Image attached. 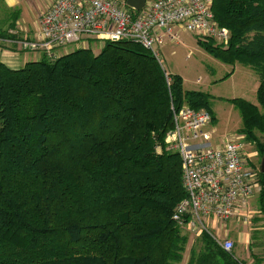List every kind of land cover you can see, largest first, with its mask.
I'll return each instance as SVG.
<instances>
[{
  "label": "trees",
  "instance_id": "obj_1",
  "mask_svg": "<svg viewBox=\"0 0 264 264\" xmlns=\"http://www.w3.org/2000/svg\"><path fill=\"white\" fill-rule=\"evenodd\" d=\"M211 10L229 42L196 43L221 63L258 75L257 104L228 101L241 118L237 134L262 161L264 0H213ZM94 52L43 53L16 70L0 64V264L183 261L191 232L171 218L185 192L166 135L172 108L205 110L212 123V98L185 90L179 75L133 41H105ZM259 184L264 215L260 168ZM192 234L203 249L187 264H242L208 233Z\"/></svg>",
  "mask_w": 264,
  "mask_h": 264
},
{
  "label": "built area",
  "instance_id": "obj_2",
  "mask_svg": "<svg viewBox=\"0 0 264 264\" xmlns=\"http://www.w3.org/2000/svg\"><path fill=\"white\" fill-rule=\"evenodd\" d=\"M213 0H146L136 12L125 0H54L39 17L34 40H21L20 49L48 57L68 45L88 47L87 42L130 40L149 51L160 64V48L176 43L181 32L209 37L224 46L229 32L219 27L212 13ZM82 44L79 45V44ZM173 128L166 135L168 149L178 153L185 197L176 205L172 220L191 233H208L224 250L232 241L208 230V222L224 226L229 220L249 221V200L259 187L256 152L248 150L242 136L212 144L206 128L211 117L205 110L172 108ZM247 143V144H246ZM251 145V144H250ZM249 209V211H248ZM226 233V229H222Z\"/></svg>",
  "mask_w": 264,
  "mask_h": 264
},
{
  "label": "rangeland",
  "instance_id": "obj_3",
  "mask_svg": "<svg viewBox=\"0 0 264 264\" xmlns=\"http://www.w3.org/2000/svg\"><path fill=\"white\" fill-rule=\"evenodd\" d=\"M90 47L94 53L100 49V43L89 42ZM79 45L82 46L80 43ZM76 48L74 44L68 45L63 49L57 51V55L66 54ZM44 57L40 54L39 60ZM160 66L167 71V73L177 74L184 79V86L187 89L201 91L211 96V111L214 120L208 125L206 131L211 136V143H221L230 137L242 136L237 134L238 129L241 127V118L234 105L228 101L234 98H241L253 104L256 102V90L259 83V77L250 69L241 65L235 67L226 65L208 55L196 43V34L194 33H181L179 40L176 43H166L160 48ZM232 74L225 80H221L226 74ZM182 79V81H183ZM245 143V136L241 139ZM247 144V143H246ZM248 150L253 152V145L247 144ZM255 152V151H254ZM256 166L260 168V159L256 156L252 158ZM261 187L255 188L254 195L249 200V209L251 217L250 226L244 231L253 240V229L262 214L259 216L254 212L259 211L258 195ZM248 209V211H249ZM185 231H188L184 228ZM231 240V239H230ZM233 248L235 242L232 239ZM253 242V241H252ZM253 244V243H251ZM246 257L253 259V246L246 252ZM242 264H248L247 259H239Z\"/></svg>",
  "mask_w": 264,
  "mask_h": 264
},
{
  "label": "crops",
  "instance_id": "obj_4",
  "mask_svg": "<svg viewBox=\"0 0 264 264\" xmlns=\"http://www.w3.org/2000/svg\"><path fill=\"white\" fill-rule=\"evenodd\" d=\"M53 1L0 0V64H3L9 69L16 70L28 62L39 60L40 54L43 55V53L22 50L20 49L19 42L21 40H34L35 32L39 26V17L48 10ZM10 24H13V28H10ZM4 31L5 33H1ZM183 88L185 90H193L187 89L184 86V79ZM254 214L259 216L260 211H256ZM260 219L254 224L253 229H249L253 231V240L251 239L252 235L249 237L246 231H244L250 226V221L244 223L242 219L239 222L236 219H232L224 223L223 226L219 222L210 220L207 226L211 234L219 238H222L225 234L229 239L234 240L235 248L232 252L236 260L239 261L241 258L247 259L248 264H264L263 214ZM223 227L226 229V233L222 231ZM187 235L188 242L183 254V261L180 264H187L194 250L198 253L203 249L200 235H194L192 233H187ZM251 245L253 246V259L249 256L246 257V252L250 250Z\"/></svg>",
  "mask_w": 264,
  "mask_h": 264
},
{
  "label": "water",
  "instance_id": "obj_5",
  "mask_svg": "<svg viewBox=\"0 0 264 264\" xmlns=\"http://www.w3.org/2000/svg\"><path fill=\"white\" fill-rule=\"evenodd\" d=\"M145 2L146 0H125L127 7L136 12H140L144 8ZM260 172L264 173V157L260 164Z\"/></svg>",
  "mask_w": 264,
  "mask_h": 264
}]
</instances>
